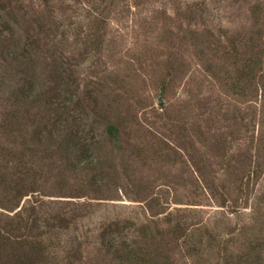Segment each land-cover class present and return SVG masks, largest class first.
I'll return each instance as SVG.
<instances>
[{
  "label": "rangeland",
  "instance_id": "obj_1",
  "mask_svg": "<svg viewBox=\"0 0 264 264\" xmlns=\"http://www.w3.org/2000/svg\"><path fill=\"white\" fill-rule=\"evenodd\" d=\"M11 36L28 37L26 62ZM0 39L11 61L0 65V175L11 186L16 170L36 175L0 211L36 198L74 208L56 235L37 221L45 264H111L97 234L115 222L173 264H221L217 239L255 246L250 260L264 264V0H0ZM53 125L90 144L93 169H67ZM179 218L188 247L171 231ZM65 239L80 259L68 262Z\"/></svg>",
  "mask_w": 264,
  "mask_h": 264
},
{
  "label": "trees",
  "instance_id": "obj_2",
  "mask_svg": "<svg viewBox=\"0 0 264 264\" xmlns=\"http://www.w3.org/2000/svg\"><path fill=\"white\" fill-rule=\"evenodd\" d=\"M257 7L260 8L259 6ZM259 10H261V8ZM5 23L6 20L2 22L1 25H5ZM2 37L3 36H1V38ZM11 39L14 48L17 49L21 47V53L19 52L21 56L19 53L18 56H15L14 50L11 48L10 57L13 56L15 60H18V57L20 56V58L26 62V60H28L26 57V53L28 52L26 49V40L28 37L25 40H14L11 36ZM6 54L10 55V52L8 51ZM2 62H5V65L6 63L10 65L11 61L7 62L5 51L0 50V65ZM259 62L257 61V63ZM260 66L261 63L259 64V67ZM4 68L6 69V67ZM262 75H264V71ZM12 91L14 97H20L21 94L26 95L21 87H15ZM12 95L9 99L13 97ZM16 102H18V100L15 99L14 103ZM45 130L48 137L55 140L54 144L57 146V149L61 150L62 162L63 164L66 163V165L68 163L67 169H69V171H75L77 169L76 167L79 168V164L87 169H93L96 166V162L98 163V160L95 158L90 159V152H88V145L90 144L80 142L79 139L81 138V135L72 133V131H68L64 129V127L62 128L56 125H53L52 129L45 128ZM106 130L109 136L115 140L118 132L117 125L113 122L108 123L106 125ZM40 134L41 132L39 131L36 133V136ZM75 137L77 139H75ZM38 138L41 139L40 136H38ZM7 151L6 147L0 145V154L9 156ZM71 157L73 158L71 159ZM18 168L19 164L16 166V169ZM14 173L18 174L19 178L13 180V186H11L10 179L7 180V176L0 175V207L4 210H8L3 206L7 207V203L10 200L14 198L19 199L28 194V192H33L34 190L33 184H35L36 175H33V178L31 179L32 181L24 182L21 181V179L26 173L25 167L14 171ZM11 191H13L12 195ZM95 191H98V189ZM39 199L40 198H36L34 201L30 202L28 207L23 210L22 207H20L12 214L0 211V254L7 250L9 251L8 255L4 256L5 261L2 262V264H42L45 261L43 260V257L45 258V255H47L43 249L45 246L40 239L33 236L35 233L37 235L39 234L38 231H34L35 228H38V220H40L39 222H43V225L46 227V230L42 232L47 231L48 234L56 235L63 232V229L66 231L71 227V221L75 215L73 213L74 208L70 206V210L68 209V211H66L67 208H65L66 205L71 203L70 200L64 202V207L62 206L63 208H57L52 207V205H43L41 203L42 200L39 201ZM74 204L76 205V203ZM44 206L48 209L46 212L47 214H42L41 216L39 214L41 213V208L43 209ZM56 208L57 210H55ZM114 224L115 228L113 229H107L100 226V231L97 234L98 247L100 250L104 251V256L109 257L111 264H173L167 253H161L157 247L152 246V243L146 239L143 230L138 229L135 231L133 229L126 233L117 226L116 222ZM54 228L58 229L52 230ZM19 229L22 230L17 233V230ZM171 231L176 239H180L181 244L179 245L188 247L189 244H191V235L189 231H187V228L183 226L182 219L179 218L175 221L172 225ZM205 237L213 243L216 241L217 235L211 233L209 236L206 235ZM70 239L65 240L69 241ZM217 240V246L219 247L218 255H221V264H258L257 262L250 260V255L256 250L255 246L249 245V248L241 247L238 248V250L237 248L232 250L228 247L227 243H223V240ZM73 242V240H70L68 242V247L72 248L65 250V256H67L69 260L68 262L81 258L80 243L74 242L75 244L73 247ZM192 250H194L193 247ZM72 257L74 258L73 260H71ZM43 264H45V262Z\"/></svg>",
  "mask_w": 264,
  "mask_h": 264
}]
</instances>
